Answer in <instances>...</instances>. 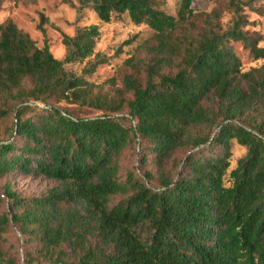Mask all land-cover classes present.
Masks as SVG:
<instances>
[{"label":"trees","instance_id":"16d2710c","mask_svg":"<svg viewBox=\"0 0 264 264\" xmlns=\"http://www.w3.org/2000/svg\"><path fill=\"white\" fill-rule=\"evenodd\" d=\"M194 1L170 16L162 0H78V20L154 32L102 84L89 80L108 63L98 25L63 34V60L0 25V179L57 185L24 198L7 182L0 242L15 228L23 251L0 249V264H264V64L244 71L232 46L264 60L262 37L245 31L248 3L220 6L225 29L224 10ZM235 144L246 153L231 169ZM130 149L139 165L123 176Z\"/></svg>","mask_w":264,"mask_h":264},{"label":"rangeland","instance_id":"374dc122","mask_svg":"<svg viewBox=\"0 0 264 264\" xmlns=\"http://www.w3.org/2000/svg\"><path fill=\"white\" fill-rule=\"evenodd\" d=\"M162 10L170 15L176 16L181 0H162ZM232 0H195L192 4L194 11L211 13L215 8H220L225 2ZM248 3L250 6L244 8V15L247 19L245 31L257 34L262 37L260 47L264 48V0L252 2V0H237ZM78 0H11L5 2L0 10V25L7 20H12L17 27L35 41L39 47L48 44L51 53L58 60L65 57V47L62 44V35L73 36L75 25L80 27L98 25L102 33L101 40L98 42L96 52L102 53L108 58V63L97 68L96 72L89 77L95 84H102L106 80L116 77L120 79V67L123 62L137 54L139 45L147 39H151L154 32L147 26L136 27L127 18L113 20L109 24L99 22L92 11H87L78 20L75 8ZM222 25L225 29L232 25V14L222 6ZM260 9L262 14L256 13L253 9ZM46 19V36L39 30L40 18ZM127 41H131L129 46H123ZM236 55L239 57L244 71L258 68L264 64V60L254 61L249 53L245 51L241 44H232ZM86 62L68 66L74 73L81 74ZM82 117H94L96 112L83 109L76 112ZM246 151L237 144L234 145L231 158V169L236 166L238 159L245 155ZM139 165V156L134 149L128 150L122 159V175L127 171L133 170ZM171 165H169L170 169ZM10 182L14 190L24 198H39L44 196L47 191L55 188L56 183L32 176H19L17 174L8 178L0 179V195L4 193V187ZM229 185V183H227ZM7 210V204H2L0 214ZM0 249L11 254L23 251L22 239L19 232L14 228L12 232L0 242Z\"/></svg>","mask_w":264,"mask_h":264}]
</instances>
